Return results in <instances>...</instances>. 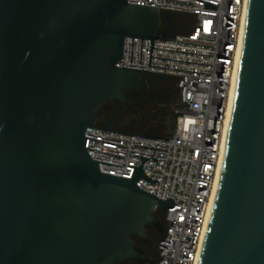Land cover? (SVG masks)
I'll return each mask as SVG.
<instances>
[{"label":"water","instance_id":"95a60500","mask_svg":"<svg viewBox=\"0 0 264 264\" xmlns=\"http://www.w3.org/2000/svg\"><path fill=\"white\" fill-rule=\"evenodd\" d=\"M176 30L174 14L128 0H0V264L141 258L131 237L145 238L173 202L137 186L142 170L132 180L102 173L85 133L100 107L128 104L125 94L147 84L117 67L125 40H174ZM199 264H264V0L249 1Z\"/></svg>","mask_w":264,"mask_h":264},{"label":"built area","instance_id":"2783aa9c","mask_svg":"<svg viewBox=\"0 0 264 264\" xmlns=\"http://www.w3.org/2000/svg\"><path fill=\"white\" fill-rule=\"evenodd\" d=\"M249 1L128 0L185 18L175 23L174 40L127 38L117 65L176 80V127L161 137L104 131L96 124L86 130V149L102 173L132 180L142 170L147 179L137 186L173 202L156 264L200 263L226 152Z\"/></svg>","mask_w":264,"mask_h":264},{"label":"flooded vegetation","instance_id":"af4514ba","mask_svg":"<svg viewBox=\"0 0 264 264\" xmlns=\"http://www.w3.org/2000/svg\"><path fill=\"white\" fill-rule=\"evenodd\" d=\"M183 16L174 17V22L184 20ZM145 87L129 91L125 95L130 103L110 101L97 111V124L109 126L111 130L123 133L145 134L144 130L149 117L160 118L173 116L174 108L179 104V91L176 80L172 78H148ZM141 118H146L141 121ZM156 224H151L146 230V237L132 236L134 247L140 252V259H130L120 264H156L159 259V243L166 232L165 212H155Z\"/></svg>","mask_w":264,"mask_h":264},{"label":"rangeland","instance_id":"374dc122","mask_svg":"<svg viewBox=\"0 0 264 264\" xmlns=\"http://www.w3.org/2000/svg\"><path fill=\"white\" fill-rule=\"evenodd\" d=\"M177 107L174 108L173 114H176ZM146 118H141V121H145ZM148 124H146V127L144 130H139V132L148 134V135H156V136H163L166 137L172 133L171 131V125H172V116L165 115L160 118L155 117H149L148 118Z\"/></svg>","mask_w":264,"mask_h":264},{"label":"bare ground","instance_id":"6f19581e","mask_svg":"<svg viewBox=\"0 0 264 264\" xmlns=\"http://www.w3.org/2000/svg\"><path fill=\"white\" fill-rule=\"evenodd\" d=\"M242 42H244V36H243V40ZM242 49H243V45H242V48H241V54H240V62H241V57H242ZM239 68H240V63H239ZM239 74V72H238ZM238 79V78H237ZM236 88H237V85H236ZM236 88H235V95H236ZM234 101H235V96L233 97V100H232V106H231V110H230V113H229V117H230V123H229V129H230V124H231V119H232V113H233V107H234ZM228 134H229V130H228ZM228 134H227V139H228ZM225 158V157H224ZM223 165H224V159H223V162L221 164V170H220V173H219V176H218V180H217V185H216V195H215V200H216V196H217V193H218V189H219V185H220V181H221V177H222V171H223ZM214 204H215V201L213 202V206H212V212H213V209H214Z\"/></svg>","mask_w":264,"mask_h":264},{"label":"trees","instance_id":"16d2710c","mask_svg":"<svg viewBox=\"0 0 264 264\" xmlns=\"http://www.w3.org/2000/svg\"><path fill=\"white\" fill-rule=\"evenodd\" d=\"M161 31L162 32H165L166 31L165 24H162ZM178 107H179V104H178L177 108ZM176 121H177V114L174 113L173 116H172V125H171V131H172V133L170 135H172L174 133V130H175V127H176ZM170 135H168V136H170ZM161 137H163V136H161Z\"/></svg>","mask_w":264,"mask_h":264}]
</instances>
